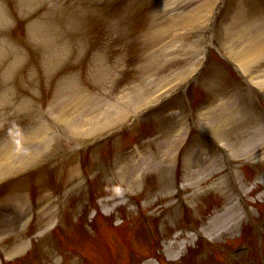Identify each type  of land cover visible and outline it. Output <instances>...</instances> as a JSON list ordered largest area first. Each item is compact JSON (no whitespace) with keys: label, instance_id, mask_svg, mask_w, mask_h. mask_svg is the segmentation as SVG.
Wrapping results in <instances>:
<instances>
[{"label":"rangeland","instance_id":"1","mask_svg":"<svg viewBox=\"0 0 264 264\" xmlns=\"http://www.w3.org/2000/svg\"><path fill=\"white\" fill-rule=\"evenodd\" d=\"M211 2L213 4L210 7L209 3ZM103 3L82 5L71 11L69 10L71 8L66 11L65 8L70 7L67 3L55 4L54 0H0V140L11 137L21 129L28 130L31 126L29 120L34 112L40 111L43 115L45 108L52 107L53 112L57 108H61V104H56V101L57 97L64 94H78L91 100H93L91 97H94L96 101L99 97L104 96L106 98L114 94L117 95L119 92L123 93V91H127L126 88L129 85L140 86L141 79L143 78V81L145 79L140 71L142 70L141 65L154 59V57L150 58V51L157 46H162L165 49H158L157 54L165 52V55L157 56V60L154 59V66L158 65V68L153 72L154 79L165 74L163 78L165 81L167 76L169 78L177 71L179 65L185 67L188 64H195L194 58L199 57L200 48L203 46L201 35L207 24L211 22L209 19L212 18L214 12L213 9L207 12L206 9L209 8L203 5L219 8L211 23L210 35L214 48L209 50L205 62L206 70L204 68L206 72L201 71L191 81V84L201 87L200 91L197 89L194 94L188 92L187 96L191 97L197 105H203L206 98L209 99L210 96L218 95L217 101L219 103L227 100L226 103L230 104V102L235 101L241 107L243 105L250 107L251 105L252 110L257 112L264 110V90H260V95L245 82L243 84L238 67L232 65L227 59L230 57L228 50L232 43L229 44L228 37L224 35L225 31L227 35H229V31L235 35L236 31L239 30V41L236 40L234 43V49L238 46L249 47L247 41L253 42L255 46L259 44L260 38L264 34V0H189L184 4L181 3L183 4L182 7L175 0H108ZM173 8L178 9L171 12ZM173 14H176V17ZM230 24L234 25L229 27ZM159 33L161 34L158 35ZM250 38H254V40H250ZM168 47L170 50L176 49L177 54L171 55ZM180 49L182 50L181 54ZM197 49H199L198 53L196 52ZM220 52L226 57V60L220 57ZM252 57L251 54L249 59ZM254 57L257 60L264 58V46L263 50L256 52ZM263 62L264 59L258 61L257 66H252V71L257 72L258 69L264 68ZM186 71L191 74L192 68ZM184 74L186 73L183 71L181 75ZM113 78H116V85L114 81L109 83ZM166 81L169 82L170 79ZM259 85L261 84L259 83ZM227 88L229 90L234 88L233 96L231 95L232 98L230 99ZM148 91L150 90L148 89ZM131 97L135 101L136 96L130 94ZM22 98L28 101L27 106L24 107V112L18 111ZM126 99L128 100V97ZM173 99L175 100L172 104L178 103L179 106L172 111L171 115L168 114L166 118H162L159 123L154 125L143 123L139 131L127 133L125 137H121L120 132H115L106 140L108 145L106 144L99 149L96 157H99L105 166L101 164L100 169L97 170L99 172L97 175L95 173L96 176L91 179V182L99 185L101 195L105 192L112 194V190L109 188L111 185L109 183L107 185V181L101 177L102 169L105 170L109 159L113 157L114 153H118V148L129 143L130 136L148 137L151 134L159 133L158 128L167 129L172 134L177 132V128H183L184 124L193 123L197 126L196 129L199 128L200 130L191 132L185 147L180 151V156H183L188 149L200 148L203 150L206 147L208 149L213 147L214 143L206 138L208 134L204 135L206 133L204 130L206 128L205 123L201 124V122H205V117L212 116V112L206 110L196 116V113L192 114V110L189 111L190 107H188L182 94L179 93ZM213 117L214 115L212 119ZM125 123L127 124L128 121ZM252 126L250 121H247L246 129L249 133H252ZM241 127L245 128V124L242 123ZM239 133L240 135H237L238 133L231 130L232 137L225 138L228 142L226 145L229 147L235 143L241 145L243 142L239 143V141L246 139L247 134ZM158 140L148 146L158 149L161 143V140ZM74 142L75 139L67 141L65 148L68 149V147L73 146ZM80 142L75 143L79 144ZM139 148H143V145H140ZM50 154L49 152L43 160H47ZM263 154L264 144L258 145L253 152L245 155L244 159L236 162L241 169L242 184L246 191L248 189L247 192H250V195H254L255 189L258 192L257 196L260 195V190L264 187L260 180V178L264 180V161H258ZM229 164L233 166L231 163ZM150 169L145 166L144 171L146 173L139 184L133 185L129 189V192H135L130 198L133 206L136 205L138 198L145 202V209L137 211V213L132 210L133 212L129 214L128 208L130 206H121L120 211L125 213L127 217L124 222L127 221L128 223H119L123 220L120 217V221L119 219L115 220V223L118 222L119 224L110 227L97 219L96 224L99 225L102 242L94 241L96 242L95 248L91 252L94 257L88 264H109L107 251L101 248V243L106 245V250L112 251L111 248H113L116 254L114 258L117 260L115 263L118 264H126L129 258L134 260L136 254H146L154 238L151 239L144 228L145 225L141 218V214L145 216L144 212L150 217L156 218L155 223L160 221L157 227L161 228L163 225V228L157 233L155 227L153 228L154 223L151 224L156 237L160 239L167 236L170 239L174 228L186 227L188 224L198 226L199 221L201 223L204 221V215L210 212L215 204H219L224 201L223 199L228 198L223 193H216L223 191L216 189V185L218 187L221 184L219 182L220 175L216 173L207 175L206 181L198 184L197 187L187 188L186 191H180L178 196L173 197L170 195V190H166L161 182L164 177L165 180H168V174L162 171L163 175L159 177L161 170L155 172ZM51 177L53 178L52 174L49 175V178ZM255 178L260 180L257 185L253 184ZM51 182L52 180H50ZM139 186L141 187L136 191L135 188ZM67 196H70L66 203L70 219L72 218L70 215L73 217L76 215L75 209L78 204H75L74 201L83 200V197H86V192L84 189L78 188ZM180 197L188 198H186L188 205L186 212L190 220L185 217L184 222L169 217L173 202H175L174 199ZM107 198H101V200H107ZM147 200L149 202L154 200V202L149 203ZM258 203L260 202L256 201L255 204ZM109 206L107 205V207ZM259 221H263L260 225L262 226L261 229L264 230V216ZM132 224L134 226L130 229L129 226ZM207 234L213 233L207 231ZM16 235H12L7 241L16 240ZM7 241L5 242V250L2 252L3 255H1L3 259L5 258V261L1 259L3 262L45 264L47 260L46 251L51 256L50 259L57 257L55 250L51 252L42 246H37V252L35 249L29 248L26 253L8 260L7 249L9 247ZM213 241L219 244L227 242V246H229L247 240L236 238V234L229 233L222 235V237H216ZM74 242L79 246L87 242L84 245V252L87 245L93 246V244L88 243L90 242L88 240ZM12 243L10 242V244ZM156 245L155 243L153 247L155 248ZM254 248V244H251L248 254L243 248L236 250L235 257L239 258L238 264L255 262ZM261 254L264 256V250ZM165 255L167 256V253ZM242 256H247V259H241ZM217 258L220 260H214L212 256L194 257L187 254L186 258L181 259L180 263L176 264H193L192 261L194 264H222L223 256ZM200 259L203 260L198 263L197 261Z\"/></svg>","mask_w":264,"mask_h":264},{"label":"bare ground","instance_id":"2","mask_svg":"<svg viewBox=\"0 0 264 264\" xmlns=\"http://www.w3.org/2000/svg\"><path fill=\"white\" fill-rule=\"evenodd\" d=\"M207 8H209V6H206ZM176 17V15L174 16ZM237 37H240V33L238 34ZM231 40H235L234 38H231ZM248 40V39H247ZM250 40H254V38H250ZM261 42L259 44H257L255 46V44L253 42H249L247 41L246 43L249 44V47H237V48H233L230 52L229 55L232 57V59H234L236 62L241 63L242 65V69L245 68H249V65H254L255 63L258 62L257 59H255L254 55L256 52H259L261 50H263V46H264V34H262L261 38H260ZM245 44V43H244ZM252 54V58H250V55ZM240 65V66H241ZM191 68V64H188L185 67H182L181 69L178 68L177 71L168 78V76L166 77V80L170 81L168 82L171 83L172 81H174L176 78H178L179 75H181L180 73L183 72L184 70H187ZM262 77V78H261ZM164 77H162L161 79L159 78L156 81H153V83L148 82L147 86L145 87V89H149L151 90L152 87L154 88H162L164 86V84H167V81L163 82ZM168 78V79H167ZM256 78L258 79V81H255V83H259L261 84L260 87L263 89L264 87V71H262L259 75L256 76ZM261 78V80L259 81V79ZM144 88V87H143ZM147 93H143L141 95H145ZM5 99V98H4ZM225 101H222V103L217 104L216 106L213 107V110H216L217 113H213L212 116L214 115L213 119L212 116L209 117H205V127L206 129H208L210 132H212L213 134H215L216 136L222 137L223 139L225 138H231V130L234 133H238L237 135H239L240 129L245 132L246 134H249L248 131H246V128H242V122L243 121H247L249 119V116L246 112L244 111H240L239 109L237 110V108L235 106H229V105H225ZM220 108V109H219ZM212 110V111H213ZM83 118L81 119L80 122H76L74 121V125L76 126V124H91L93 126V121L97 120V124L100 122H103L102 119H99L98 115L96 114V112H84L83 113ZM63 125H67V127H70V123L67 117H65L64 120H62ZM246 123V122H245ZM96 124V126H97ZM95 129V127H93V130ZM175 137H179V133H177L175 135ZM176 141H178V139L176 138H170V139H166L165 141L162 142V146H163V156H162V163L161 164H157V168H160L163 164H165L166 161H168V158H171L172 155V151L176 145ZM243 142L241 145L238 144H233L232 145V149L234 151V156L238 159L239 157H244L245 154L249 153V152H253L255 148L264 144V130L260 129V128H256L253 131V134H251L249 137H247L246 139L239 141V143ZM20 146V144L18 145V141L16 138H10V139H6L5 143L3 145H0V173L2 174H8L11 169L13 168V165L15 164V160L13 158V154H15L17 152V148ZM15 147H17L16 149H14ZM15 157V156H14ZM13 158V160H12ZM130 159V158H128ZM127 159V160H128ZM126 160V161H127ZM140 165V164H139ZM190 165L192 167H194L195 165L192 163H190ZM197 165V164H196ZM138 166L133 162L129 164V161H127L126 163H124V166L121 169V173L124 172V179H122L127 187H133V185H138L140 179L142 178L144 171L140 174L137 173L136 170L138 171ZM209 169V168H208ZM134 170L136 172V175L134 173ZM192 171V172H191ZM190 174L191 176H194L196 173H198L197 170H191ZM203 175V173H202ZM199 177L198 180L194 179L195 177H193V179L190 181V184L193 185L192 187H194V185H196L197 183H202L204 182V175L203 177ZM190 178V177H189ZM135 189H138L137 187ZM229 224H233V222H229ZM239 225V221L236 220L234 226H238ZM227 228L231 227L229 225L226 226ZM23 246H19L16 250H13L12 252H10L11 255L13 254H17L23 251ZM9 254V255H10Z\"/></svg>","mask_w":264,"mask_h":264}]
</instances>
